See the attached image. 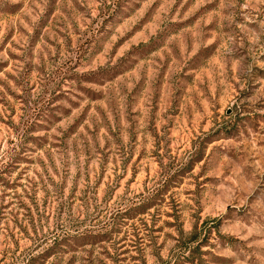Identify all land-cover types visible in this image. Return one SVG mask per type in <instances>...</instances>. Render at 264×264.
Returning a JSON list of instances; mask_svg holds the SVG:
<instances>
[{
  "label": "rangeland",
  "instance_id": "obj_1",
  "mask_svg": "<svg viewBox=\"0 0 264 264\" xmlns=\"http://www.w3.org/2000/svg\"><path fill=\"white\" fill-rule=\"evenodd\" d=\"M0 264H264V0H0Z\"/></svg>",
  "mask_w": 264,
  "mask_h": 264
}]
</instances>
